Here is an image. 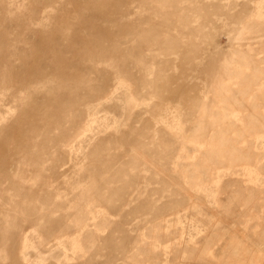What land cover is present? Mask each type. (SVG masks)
Listing matches in <instances>:
<instances>
[{
  "label": "rangeland",
  "instance_id": "1",
  "mask_svg": "<svg viewBox=\"0 0 264 264\" xmlns=\"http://www.w3.org/2000/svg\"><path fill=\"white\" fill-rule=\"evenodd\" d=\"M259 8L0 0V264H264Z\"/></svg>",
  "mask_w": 264,
  "mask_h": 264
},
{
  "label": "bare ground",
  "instance_id": "2",
  "mask_svg": "<svg viewBox=\"0 0 264 264\" xmlns=\"http://www.w3.org/2000/svg\"><path fill=\"white\" fill-rule=\"evenodd\" d=\"M260 8L258 9L259 14H258V18H256V20L249 19L247 22H243V26H244L243 30H244V32L247 31V28H250L249 26L258 25V28H259V26L264 25V24H261V23H263V20H264V12ZM259 23H260V25H259ZM254 29H257V28L254 26ZM152 34L157 35L158 32L156 30H153V29H150V30H148V29L147 30H137L135 32V35L138 36L141 40L146 39L149 36H152Z\"/></svg>",
  "mask_w": 264,
  "mask_h": 264
}]
</instances>
